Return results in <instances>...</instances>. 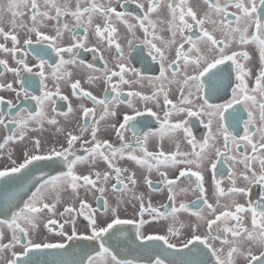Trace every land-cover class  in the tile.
I'll list each match as a JSON object with an SVG mask.
<instances>
[{
  "label": "snow or ice",
  "instance_id": "obj_1",
  "mask_svg": "<svg viewBox=\"0 0 264 264\" xmlns=\"http://www.w3.org/2000/svg\"><path fill=\"white\" fill-rule=\"evenodd\" d=\"M129 3L136 5V14L127 9ZM70 5L71 0H7L6 5L0 0L4 41L0 52L11 55L16 65L9 67L6 59H0V65L15 77L13 83L0 84V90L14 93L20 101L0 96V129L8 132L0 149L27 142L20 158L10 151L9 163L0 168V226L11 232L4 242L6 233L0 228V264H238L240 258L244 264H264V192L251 198L253 187L264 188V0H203L202 12L194 10L190 0H76L74 9ZM21 7L32 9L31 25L22 19ZM6 14L11 16L8 31L3 27ZM69 16L74 26L61 19ZM208 24L213 26L211 31ZM119 25L126 28V36ZM76 28L85 35L79 36ZM165 30L169 38L158 34ZM66 32L73 41L68 46L63 44ZM89 32L97 39L95 45L89 44ZM253 47L259 61L255 76L250 64ZM105 48L114 49L112 67ZM76 49L99 53L104 67L87 64L93 74L85 82L103 81V97L85 90L79 79L71 81L73 73L67 66L77 63ZM30 53L38 58L34 66L27 60ZM53 53L58 63L48 62ZM153 70L157 76L145 75ZM49 77L55 81L53 89L47 87ZM145 80L159 86L150 94L128 91L127 96L138 103L127 100L130 111L121 122L106 125L114 131L118 146L101 139V121L115 118L125 103L121 89L143 87ZM62 81L70 83L73 96L92 105L81 102L78 109L69 106L67 112L57 113L67 118L79 110L83 123L78 130L66 131L47 114V105H55V98L69 101L61 94ZM172 85L179 93L175 102L169 95ZM42 88V95L35 94ZM29 99L39 107L35 114L23 106ZM197 122L207 130L199 139L193 131ZM45 123L55 126L63 144L29 135L42 133ZM157 124L159 130L154 131ZM241 126L243 135L238 131ZM181 135L187 151L181 150ZM156 137L158 150H149L150 139ZM165 137L174 151L164 150ZM241 142L245 151L243 159L237 160ZM77 143L87 155L77 154ZM125 160L144 170L143 182L150 190H166L169 203L154 206L150 196L146 203L144 193L137 192V171L120 166ZM101 161L106 165L103 171L97 170ZM230 161L242 164L243 171L227 174L231 186L226 190L221 186L225 172L218 165ZM78 166L87 172H80ZM154 172L162 188L153 184ZM170 172L177 174L170 176ZM209 174L215 204L207 198ZM69 190L72 199L64 204L62 194ZM110 192L120 193L114 207L107 198ZM189 193L196 197L191 204L178 202ZM228 195L231 203L221 204L220 198ZM89 196L103 201L102 211L93 207ZM132 201L138 203V207L132 204L136 211L122 217L120 204ZM61 204L63 210L57 211ZM218 208L223 210L218 213ZM181 214L190 215L186 219ZM81 217L86 223H79ZM228 219L235 223L230 227L220 223ZM246 219L250 227L245 226Z\"/></svg>",
  "mask_w": 264,
  "mask_h": 264
},
{
  "label": "flooded vegetation",
  "instance_id": "obj_2",
  "mask_svg": "<svg viewBox=\"0 0 264 264\" xmlns=\"http://www.w3.org/2000/svg\"><path fill=\"white\" fill-rule=\"evenodd\" d=\"M3 2L5 3V5L7 4V0H3ZM39 2L42 3V0H39ZM75 3H76V0H71V5L70 6H71L72 9L75 8ZM190 3L193 6L194 10H198V11H201V12L206 7V6L203 5V0H190ZM127 9L129 11H131L133 14H136L138 12V9L136 8V5L132 4V3H129V5L127 6ZM20 11L24 12V15H23L22 19L25 22H27L29 25H31L30 16H31V13H32V9L30 7H28V8L21 7ZM165 15H166V12H165ZM10 19H11L10 14H6L4 22H3V27L5 28L6 31L9 30V20ZM18 19H20V18H18ZM61 19L62 20H67L70 23V26H74V24H75V21L72 20V18L70 16L69 17H62ZM47 23L49 25H52V24L55 23V21H48ZM206 27H208V29L211 31L213 26L211 24H208V25H206ZM50 30H51L50 28L44 29V31H46V32H48ZM75 31L81 37H83L85 35L82 28H76ZM119 31H120L122 36H126L127 35L126 28L123 25H119ZM158 34L162 35L165 38H169L170 37V33L167 30L162 31V32H158ZM137 35L142 38V33L141 32H138ZM198 35H199V29L196 30V36H194V38H196ZM216 35L219 37L220 34L217 33ZM19 36H20L21 42H23V39L25 38V33L23 31H21L19 33ZM88 38H89V44L90 45H95L97 43L96 37L91 32L88 33ZM128 38H130V36ZM33 39H34V37H33ZM2 42H4V41L2 40V38H0V43H2ZM72 42L73 41L71 40V33L70 32H66L65 36H64V39H63V44L65 46H68ZM120 42L122 44H124V43H126V40L125 39H121ZM8 44L10 45L11 41H9ZM136 44H137V46H139V42L138 41L136 42ZM33 47H44V46L33 45ZM75 51L77 53V63L75 65L67 66V71H70V72L73 73L72 77L70 78L71 81L74 82L75 80L79 79L81 81L82 87L85 90H90V91L93 92V94L97 95L98 97H103L104 89L106 87V85L103 83V81H99V82H97L94 85H89V84H87L85 82L86 79H87V76L89 74H93V73H91V70H89L86 67L87 64L91 63V64L94 65V67L100 68L101 70L104 67V62L98 59L99 53H95L94 54V53H92L90 51L81 50V49H76ZM250 51H251V53L253 55V60L250 62V64L253 66V76H255V74L258 72V69H259L258 53L254 49V47L251 48ZM114 54H115L114 53V49L112 51H108L106 48L104 49V55H105V58L108 60V66L109 67H112L115 64V61L112 59ZM18 55H20V54L18 53ZM94 56L97 57V58L94 59ZM65 58L68 59L69 57L65 54ZM0 59H6L7 62H8L9 67H15L16 66L15 65V60L12 58L11 55L4 54V53L0 52ZM27 60H28V63H29L30 66H34L38 62V58L35 57L34 53H30L29 56L27 57ZM53 60H55V62H57V63L59 62V59L57 57H55L54 53H53V57L51 59H48V62L49 63H53ZM81 60L84 62L83 65H81L79 63ZM137 66L140 67L139 65H137ZM35 70L36 69L34 68V71ZM64 70H65L64 68L61 69L62 72ZM46 74H47V72H46ZM94 74L95 75H99V73H94ZM145 75L146 76L155 77V76L158 75V72L153 70L151 72L145 73ZM34 79H38V78L34 77ZM14 80H15L14 75L11 72H8L3 67V65H0V84L13 83ZM46 83H47V87L49 89H53L54 88L55 81L52 80L50 77L46 81ZM249 83H250V86H254V80H250ZM142 84H143V87H141L139 84H137V85H133L131 88H129V86L126 85V86H124L121 89V91L124 93V95L121 97V99L125 100V103L121 104L118 107V109H117L118 115L115 118L107 117V118H105L104 121H101L100 127H101L102 131L99 134L101 139H107V140L111 141L115 146H118L119 141L116 138V136L114 134V131L112 129H110V128H107L106 125L112 124V123H115V124L118 125L121 122L122 115L125 112H129L130 111L128 109V107H127V100L132 99L134 103H138L136 98L127 96V92L128 91H141L144 94H150L152 92V90L154 89V87H158L159 86L157 84V82L148 81V80L143 81ZM16 86L17 85L14 84V87H16ZM60 88H61V94L66 95V96L69 97L70 104H69V101H63V100H60L57 97V98H55L56 99V104L55 105H52V104H48L47 105V109H46L47 110V114H48L49 117L56 118L59 121L60 126L64 127L66 131L67 130H72V129H77L78 130V125L83 123V121L81 120V115L82 114H81V112L79 110L75 111L74 113H70L67 118H65L62 115H57V113L67 112V109H68L69 106H71L73 109H78V106H79V104L81 102L85 103L88 107H92V105L87 100L81 101V100L77 99L75 96H73L69 82L62 81L60 83ZM43 90L44 89L42 88L39 92H37L35 94L42 95L43 94ZM110 95H114V94H110ZM169 95H170V98L173 99L174 102L178 99L179 93L177 91V86L176 85H172L171 86V91H170ZM0 96H3L6 100L7 99H11L17 104L20 103V101H17L15 99V94L12 93V92L0 90ZM217 102H223V100L222 99H218ZM23 106L26 107L29 110V112H32L33 114H35V112L39 111V107L35 104V102L31 101L30 99L29 100H24L23 101ZM53 108L56 109V112L52 111ZM99 114H100V109H97V118L99 117ZM244 115H245V118H246V115H247L246 112H245ZM88 123H89V125H91V121L90 120L88 121ZM153 130L154 131H158L159 130V125L157 124L156 128L153 129ZM252 130L254 131V129H252ZM193 131H194V134L196 135L197 139H199L201 136H206L207 135V130L204 129L203 125L198 123V122L195 124V126L193 128ZM238 131L240 132L241 135H243L242 126H241V129H239ZM7 135H8L7 130L0 129V144H3L4 138ZM29 135L32 138H36L38 136L42 137L49 144H52V143H61V144H63L65 142L64 141V137L56 132L55 126L48 125L47 123H45V130L42 133L30 132ZM128 135H129V137L131 136L130 133ZM89 138H90V134L85 137V139H89ZM257 138H258V136L253 138L254 142H255V140ZM180 139H181V150H183V151L189 150V146L183 141L182 135H181ZM25 143H27V142L9 143L8 145H6L2 149H0V168H2L5 164L9 163L7 161V155H8V153L10 151L13 152L15 158H20L21 152L24 150ZM159 144H160L159 137L150 139L149 145H148L149 146V150H152V151L158 150ZM28 146L30 147V144ZM163 148H164V150L166 152H172V151L175 150L174 146L171 145L168 142L167 137H165V139H164ZM76 150H77V154L78 155H87V153L84 152V150L81 148L79 143H77V145H76ZM235 151L236 150H234V152ZM244 151H245L244 144H243V142H241V144L239 145V148H238L237 160L243 159ZM248 154L251 155L250 147L248 148ZM120 166L128 167L129 169H133V170L137 171V176L140 178V183H139V185L137 187V192L138 193H140V192L144 193V195L146 197V201H145L146 203H147V198L149 196L151 198V203L154 206L160 207L161 205L169 203V201L167 200V191L166 190H163V191H152L144 184L143 175L145 174V172H144L143 169H138L137 166L133 162L127 161V160L121 161L120 162ZM218 167H222L224 172H225V176H224V179L222 181L221 186L225 187L226 190H227V188H229L231 186L230 185V181L228 180V175L227 174L230 171H235L237 173L243 171V165L242 164L231 162V161L227 165L221 164V165H218ZM78 168H79L80 172H85V173L87 172V168L84 167V166H78ZM105 168H106V165L102 161L98 163L97 170L103 171V170H105ZM176 174L177 173H175V172H170L169 173L170 176H175ZM233 178L235 179L236 177H233ZM151 179L153 181V184L156 187L162 188V185H159V176H158L157 173L154 172L152 174V176H151ZM110 183H114V180L110 181ZM211 183H212V180H211V176L209 174L208 175V184L206 185V187L208 188L207 198H208L210 203L215 204L216 200L213 197L212 188L209 187V185ZM237 183H238L239 186H243L244 185V181L242 179H238ZM260 192H264V188H260L259 186L253 187L252 188V193H251V198L253 200H255L256 197H257V194L260 193ZM117 195H120V193L112 194L110 192L108 197H107L109 202H110V205L113 206V207L116 206V196ZM124 195L128 196V195H130V193L125 192ZM71 199H72V197H71L70 190L67 193H63L62 194V200H63L64 204L68 203ZM88 199H89V202L93 205V207L101 208V211H102V204H103L102 200L97 201V199L92 197V196H89ZM195 199H196V197L194 195H192L191 193H189L186 196L179 197L178 198V202H179V200H183L184 202H187V203L191 204V202L193 200H195ZM231 199H232L231 195H228V196H225V197H221L220 198V203L221 204H230L231 203ZM239 199H240L241 203L244 202V197H240ZM76 203L78 204V201H76ZM133 203H136V205L138 207V203L135 202V201L125 202V203H121L120 204V215L122 217L133 215V213L136 211V209L133 208V206H132ZM64 204L59 205L57 211H62ZM194 210H197V209H194ZM222 210L223 209H219L218 208L217 212L219 213ZM207 213H208V210L205 209V214H207ZM181 215L184 218L187 219V218H189L190 214H181ZM191 219L194 220L195 218L192 217ZM79 223L80 224H84L86 222L81 217L79 219ZM220 223L221 224H227V226L230 227L235 222L231 221L230 219H228V220L222 221ZM245 226H249L250 227V219H246L245 220ZM69 227H70V225H66V228H69ZM0 228H3V230L6 233V237H5V241L4 242H7L8 238L11 235V232H10L9 229H7L6 225L0 226ZM44 232H46V229H44L43 225H42L41 226V233H44ZM50 238L55 239V237H50ZM217 243H219V242H217ZM17 251H19V249H17ZM238 264H244V261H243L242 258H240L238 260Z\"/></svg>",
  "mask_w": 264,
  "mask_h": 264
}]
</instances>
